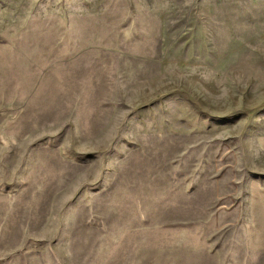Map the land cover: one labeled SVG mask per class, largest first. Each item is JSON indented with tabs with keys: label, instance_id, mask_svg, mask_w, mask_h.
Instances as JSON below:
<instances>
[{
	"label": "rangeland",
	"instance_id": "rangeland-1",
	"mask_svg": "<svg viewBox=\"0 0 264 264\" xmlns=\"http://www.w3.org/2000/svg\"><path fill=\"white\" fill-rule=\"evenodd\" d=\"M0 264H264V0H0Z\"/></svg>",
	"mask_w": 264,
	"mask_h": 264
}]
</instances>
